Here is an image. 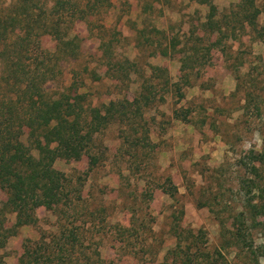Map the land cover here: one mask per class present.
Listing matches in <instances>:
<instances>
[{"label": "rangeland", "instance_id": "obj_1", "mask_svg": "<svg viewBox=\"0 0 264 264\" xmlns=\"http://www.w3.org/2000/svg\"><path fill=\"white\" fill-rule=\"evenodd\" d=\"M52 2L0 0V12L15 4L26 22L0 48V96L28 72L46 98L77 94L83 116L114 105L79 160L56 158L67 197L37 207V222L0 248V264H18L24 242L49 239L59 223L75 234L60 240L65 264H165L178 241L210 253L188 264H209L217 251L224 264H264V213L253 208L264 203V161L251 157L264 153V42L241 24L240 0H211L210 24L209 5L196 0H73L67 20L79 53L67 58L51 55ZM20 138L37 157L26 127ZM166 177L175 197L160 189ZM6 197L0 189V206ZM14 223L6 212L5 225ZM41 251L32 258L47 264Z\"/></svg>", "mask_w": 264, "mask_h": 264}, {"label": "trees", "instance_id": "obj_2", "mask_svg": "<svg viewBox=\"0 0 264 264\" xmlns=\"http://www.w3.org/2000/svg\"><path fill=\"white\" fill-rule=\"evenodd\" d=\"M106 1L108 3L109 0ZM196 1L209 5L207 21L210 24L216 13L215 6L211 0ZM71 2L73 0H53L45 17L46 33L56 41V49L51 53L53 57L67 58L79 53L78 36L69 34L67 8ZM77 2L85 7L89 0L83 4L80 0H74V5L78 6ZM237 8L236 14L241 15V24L248 25L254 35L264 42V24L257 23L258 15L264 16V0L261 6L256 5V0H240ZM9 20L13 22L10 24L11 27L4 26L0 30V48L3 50L15 44L14 38L19 37V33L15 31L16 27L26 24L22 18H17L15 4L0 12V27L3 22ZM217 31L223 34L221 28ZM2 57L6 62L7 58ZM25 66L34 67L32 62L24 64ZM16 84L14 94L3 93L0 96V189L7 194L6 200L0 206V248L19 227L37 222L35 215L37 207L44 206L53 210L64 202L67 197L66 177L53 166L54 161L56 158L79 160L87 152L94 133L108 121L107 114L114 105V102H110L105 114H101V110L95 108L90 117L83 116L77 94L62 91L56 98H46L44 89L38 86L40 82L36 83V77L29 75L28 72L21 76ZM14 95L23 99L16 102ZM132 102L137 103V99ZM23 127L28 129V138L38 151L37 157L30 156V147L20 138ZM251 157L256 161H264V153L251 154ZM89 164L90 167L95 164V157L92 155L89 156ZM160 189L172 197L177 194V188L169 177L160 184ZM253 208L264 213V203L260 206L253 205ZM6 212L15 213V223L10 227L5 225ZM198 234L201 235V231ZM74 235L73 231L59 223L57 230L50 234L49 239L43 233L33 243L34 246L26 240L18 264H33L34 261V264H40L37 258H32V253L37 255L41 250V256L47 259V264H65L62 254L60 256L59 253L63 252L60 247H63L65 242L60 240L62 237L64 240L67 237L75 239ZM171 254L172 260L166 261L165 264H188L191 257H198V254L210 258L208 251L192 250L189 245L184 247L179 241ZM216 255V260L208 263L224 264L221 252L217 251Z\"/></svg>", "mask_w": 264, "mask_h": 264}]
</instances>
